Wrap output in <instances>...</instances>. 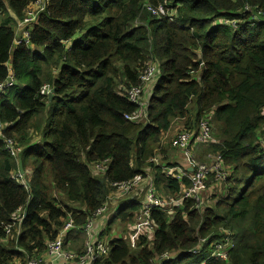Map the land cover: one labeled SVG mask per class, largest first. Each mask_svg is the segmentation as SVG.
<instances>
[{
    "label": "trees",
    "instance_id": "trees-1",
    "mask_svg": "<svg viewBox=\"0 0 264 264\" xmlns=\"http://www.w3.org/2000/svg\"><path fill=\"white\" fill-rule=\"evenodd\" d=\"M27 3L0 0V83L13 76L0 92V123L21 148L14 157L0 140V222L23 209L9 235L0 228V264L41 257L68 215L76 227L67 240L80 251L81 227L100 222L94 212L116 193L114 182L150 175L160 195L177 197L191 181L165 174L164 166L178 165L163 138L175 120L195 132L202 119L215 142L192 149L200 162L220 156L224 178L208 174L205 185L219 182L221 191L211 187L204 208L189 198L171 217L152 211L154 233L134 247L99 231L108 253L94 264H154L165 251L175 253L166 264H264V18L251 26L245 10H263L264 0H50L30 44L12 48V24ZM146 4L174 15L158 17ZM222 18L242 22L232 28ZM149 62L156 73L142 89L143 116L129 120L138 107L127 91ZM43 85L54 89L51 99ZM19 162L28 187L12 177ZM124 203L106 224H131L138 205ZM225 232L227 258L211 257Z\"/></svg>",
    "mask_w": 264,
    "mask_h": 264
},
{
    "label": "built area",
    "instance_id": "built-area-1",
    "mask_svg": "<svg viewBox=\"0 0 264 264\" xmlns=\"http://www.w3.org/2000/svg\"><path fill=\"white\" fill-rule=\"evenodd\" d=\"M50 0H28L27 6L25 8L23 17L18 21L13 44L29 45L30 41V31L33 24L36 22L39 14L44 12L48 6ZM147 9L154 15L161 17L164 16L168 19H172L174 15V10L172 8L163 7L158 5L157 7H152L150 4L145 5ZM245 10L251 14L249 18L250 25L255 26L257 22L264 18V9H259L258 7L251 8L249 6L245 7ZM222 23L232 27L239 28L242 21L238 19H225L222 18ZM156 73V66L153 62L146 64L144 69L140 74V85L132 86L127 91L128 99L130 102L137 105L138 109L133 114H126L125 118L129 120H139L143 114L141 93L145 86H150L151 80L154 78ZM13 84V76L9 75L8 79L4 83H0V92L5 88ZM51 88L48 85H43L40 89V94L48 95ZM7 125L0 123V140L4 142V148L14 157H17L21 151V148L17 146L16 142L7 138L4 134ZM210 142H215L213 138L212 126L209 124L207 119L200 120L197 130L189 131L187 129L178 130L170 140V146L175 148L174 150L179 151L186 160V164L190 165L191 172L188 174L186 171L181 172L180 169L176 167H165L164 172L167 176H173L176 180H182L183 177L190 178L191 184L188 187H183L180 194L177 197H163L160 195L155 187L152 178H147V185L142 191V198L139 202L138 209L134 212L131 224L128 226V231L132 233L131 236V247L135 246L137 239L140 236L147 237L148 239L152 237L154 233V223L151 219V213L154 210H161L165 212L169 217L173 216L174 209L181 207L183 202L189 198L193 199L197 207H201L206 193L208 192L205 185V179L208 174L214 173L218 180H222L225 176V171L221 163V158L219 155H209L208 162H200L196 159L192 147L198 143L207 144ZM154 162L157 159H153ZM102 164H95L94 170L101 171ZM24 174V173H23ZM23 174L17 171L13 174V178L28 187V184L23 180ZM141 175H136L132 179L122 182H114L111 187L114 188L115 194L109 195L105 203L97 208L94 212L96 218L100 217V222L98 223L99 231L104 224L103 230L108 228L107 219L116 210L114 205L111 204L112 198H129L130 194L136 195V189L139 188L142 181ZM142 189V188H140ZM132 192V193H131ZM134 197L130 198L133 199ZM121 208V207H119ZM114 211V212H113ZM23 209L18 208L17 211L12 214L9 218V222H0V228L3 229L6 235L11 233L12 228L20 223L22 219ZM103 219V221H102ZM96 220H88L83 228L84 244L80 251H74L67 247L66 242L67 236L70 231H72L76 226L74 225L73 219L70 215L67 216L66 221L63 226L58 231L56 237L52 240L46 242L45 255L49 260H45L43 256L28 258L25 264H94L102 257L106 256L108 253V242L107 237L99 238L96 230ZM112 232V231H111ZM114 233V231H113ZM222 241H214L211 243V257L226 259L228 246L230 245V240L228 233L225 232ZM99 234V233H98ZM130 239L129 236H127ZM205 242L204 239L198 247L191 250L192 253H196L200 250L201 244ZM172 252L165 251L156 257L154 264H165L167 261L171 260Z\"/></svg>",
    "mask_w": 264,
    "mask_h": 264
},
{
    "label": "crops",
    "instance_id": "crops-1",
    "mask_svg": "<svg viewBox=\"0 0 264 264\" xmlns=\"http://www.w3.org/2000/svg\"><path fill=\"white\" fill-rule=\"evenodd\" d=\"M12 16H13V14H11ZM3 15H0V21L3 19ZM17 23H18V20H15V22L12 24V28H13V30H14V32H15V29H16V26H17ZM16 45L15 44H13V46H12V48H14ZM163 146H166V145H164L163 144ZM167 159H171L170 160V162H173V163H176L177 165H178V167H176L177 169H180V171L181 172H187V173H190L191 172V169H190V165L189 164H186V160H185V158L182 156V154L179 152V151H177V153L176 154H174V153H172L171 155H170V153H167ZM151 176L150 175H148V178H150ZM152 180H153V178H152ZM147 183H148V181H147V179H144V180H142L141 181V185H142V189L141 190H139V191H137V194L135 195V197L132 199V200H128V199H124V198H120V199H116V198H112V200H111V204L112 205H114V209H118L119 207H121L122 206V203L123 202H125L123 205H125V207L127 206V205H138V207L140 206L139 205V202H140V199L142 198V191H144V189H145V187H146V185H147ZM211 187H214L213 189H214V191L216 192H219V191H221L220 189H221V184L219 183V182H214V183H212V184H210V186H208V189H207V191H208V194L209 193H211ZM208 194L206 195V197L205 198H207L208 197ZM205 202H208V201H205ZM204 202V203H205ZM209 204H210V202H209ZM201 207L202 208H204L203 207V203H202V205H201ZM114 212V211H113ZM114 223H116V222H114ZM114 223L113 224H109L108 225V229H107V231L109 230V229H111V226H113L114 225ZM129 226V225H128ZM128 226L126 227V228H124L122 231H119V232H117L116 231V234L119 236V237H123V238H126L127 236H128V233H127V231H128ZM103 228H104V224H103V226L100 228V231H103ZM96 230L98 231L97 232V235H98V233H99V226H98V223L96 224ZM83 236V238H84V235H82ZM66 242H68V240L66 239ZM70 248V247H69ZM76 247L75 248H72L71 250H74V251H76ZM175 255V254H174ZM173 255V256H174ZM44 258H45V260L47 261V260H49V258L45 255V253L42 255ZM168 262V261H167ZM166 262V263H167ZM15 264H25V262L24 263H22L21 261H19V262H14ZM165 263V264H166Z\"/></svg>",
    "mask_w": 264,
    "mask_h": 264
},
{
    "label": "rangeland",
    "instance_id": "rangeland-1",
    "mask_svg": "<svg viewBox=\"0 0 264 264\" xmlns=\"http://www.w3.org/2000/svg\"><path fill=\"white\" fill-rule=\"evenodd\" d=\"M153 80H154V79H153ZM47 96H48V95H47ZM180 125H181V124L179 123V120H175L174 123H173L172 126H171L172 129H171L169 132H167L166 135H165V137L163 138V139H164V140H163V144L166 145V146H164V147L167 148L166 154H167V153H170V155H171L172 153H174V154L177 153L176 150L172 149L171 146H169V142H170L172 136L177 132V130L181 128ZM260 141L262 142V139H260ZM169 147H170V148H169ZM193 151H194V150H193ZM194 155H195V153H194ZM195 157H196V156H195ZM196 159H197V157H196ZM170 160H171V159H168V161H170ZM197 160H198V159H197ZM206 187H208V186H206ZM205 193H206V191L203 192V194H205ZM207 205H209V202H205V203H203V207H205V206H207ZM115 221H116V223H114V225L111 226L110 231H112V232L114 231V234L117 235V234H116V231H117V232L122 231V230H123V226L119 223V220H118V219H116ZM127 233H128V236L130 237V239H129L128 241L131 243V236H132V233L129 232V231H127ZM126 238H128V237H126ZM83 239H84V238H83ZM84 240H85V239H84ZM70 242L72 243L71 239L67 242V243H68V245H67L68 248L71 247V246H70ZM72 244H73V243H72ZM83 244H84V243H83ZM82 247H83V245H82ZM80 249H81V248H80ZM172 254H175V253L172 252ZM172 257H173V255L170 256V258H172Z\"/></svg>",
    "mask_w": 264,
    "mask_h": 264
},
{
    "label": "water",
    "instance_id": "water-1",
    "mask_svg": "<svg viewBox=\"0 0 264 264\" xmlns=\"http://www.w3.org/2000/svg\"><path fill=\"white\" fill-rule=\"evenodd\" d=\"M53 94H54V89H51L50 92L48 93V98L51 99L53 97ZM18 167H19L20 173L23 174L24 171H23L21 162H19Z\"/></svg>",
    "mask_w": 264,
    "mask_h": 264
}]
</instances>
